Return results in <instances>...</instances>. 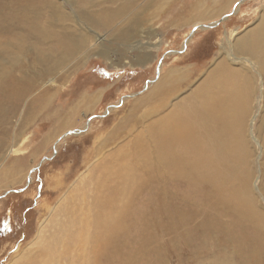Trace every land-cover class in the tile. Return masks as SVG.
<instances>
[{"label":"rangeland","instance_id":"obj_1","mask_svg":"<svg viewBox=\"0 0 264 264\" xmlns=\"http://www.w3.org/2000/svg\"><path fill=\"white\" fill-rule=\"evenodd\" d=\"M32 1L0 0V264H264V233L210 205L207 182L161 171L147 132L237 70L264 214V65L228 44L264 0Z\"/></svg>","mask_w":264,"mask_h":264},{"label":"bare ground","instance_id":"obj_2","mask_svg":"<svg viewBox=\"0 0 264 264\" xmlns=\"http://www.w3.org/2000/svg\"><path fill=\"white\" fill-rule=\"evenodd\" d=\"M42 1H32L33 7L40 6ZM24 16L20 18L26 20ZM96 35L101 39L100 33ZM236 38L234 42L231 37L228 39L232 59H238L239 52L244 49L255 50L264 65V9L254 30ZM160 42L142 43V47L154 51L151 47L158 49ZM211 74L214 77L211 76L200 91L153 121L147 132L154 144L161 171L167 169L170 177H183L193 183L207 182L212 198L210 205L217 209L220 206L223 211L219 210L224 214L234 211L239 218L248 219L257 232L264 233V214L253 204V195L249 193L250 176L243 172L247 160L240 150L243 146L241 100L246 92V80L229 66L213 70ZM215 84L220 87L214 89ZM144 150L147 156L146 146ZM116 221L118 227L121 222Z\"/></svg>","mask_w":264,"mask_h":264},{"label":"water","instance_id":"obj_3","mask_svg":"<svg viewBox=\"0 0 264 264\" xmlns=\"http://www.w3.org/2000/svg\"><path fill=\"white\" fill-rule=\"evenodd\" d=\"M222 19H224V18H222ZM209 26H210V25H209ZM80 131H81V130H77V132H80ZM77 132H76V130H74V131H70V132H67L66 135H67V134H72V133H77ZM20 190H21V189H20ZM13 191H19V189H18V190H17V189H14Z\"/></svg>","mask_w":264,"mask_h":264}]
</instances>
